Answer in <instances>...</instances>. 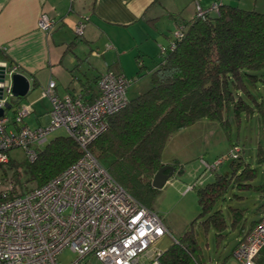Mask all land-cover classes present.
Here are the masks:
<instances>
[{
  "label": "trees",
  "instance_id": "16d2710c",
  "mask_svg": "<svg viewBox=\"0 0 264 264\" xmlns=\"http://www.w3.org/2000/svg\"><path fill=\"white\" fill-rule=\"evenodd\" d=\"M201 8L205 12L197 11L192 19L177 23L173 38L159 46L157 63L149 71L147 91L135 98H127L123 108L107 117V129L96 136L87 149L113 179L150 209L154 195L159 191L151 182L165 164L161 159L162 150L173 132L201 118L225 125L228 120L224 114L230 110L235 116L264 113L263 102L255 98L246 84H256L257 80L264 82V12L221 1L217 12L209 7ZM143 72L141 65L138 75ZM100 75L95 79L96 85ZM88 87L82 88L84 97ZM235 145L238 144H232V147ZM79 149L69 135L56 136L38 148L36 158L26 163L28 178L25 182L30 183L29 186L20 183V166L8 158L10 173L2 171L0 183L9 181L16 190L11 189L6 195H21L42 186L77 161L81 156ZM228 153L221 159L231 158L230 169L219 173L218 165L213 166L209 169L213 175L210 182L191 184L197 194L199 213L189 229L163 250L162 264H209L194 226L198 224L206 232L211 228L217 245H220L228 227L235 228L244 218V209L229 206L232 220L228 224L223 210L216 204L224 200L229 191L236 200L245 199L249 191L264 195V182L255 184L257 170L244 160L242 148L235 156ZM172 166L175 171L182 172L177 162ZM261 218L251 220L248 231L241 230L239 242ZM254 264H264V245Z\"/></svg>",
  "mask_w": 264,
  "mask_h": 264
},
{
  "label": "built area",
  "instance_id": "2783aa9c",
  "mask_svg": "<svg viewBox=\"0 0 264 264\" xmlns=\"http://www.w3.org/2000/svg\"><path fill=\"white\" fill-rule=\"evenodd\" d=\"M219 3L216 0L209 9L217 12ZM196 11L205 12L199 3ZM38 18V27L45 32L57 24L46 14ZM82 27V23L75 27L78 36ZM4 68L0 108L6 109L13 97L8 79L21 72L17 65L7 62ZM130 82L125 75L104 72L97 81V95L87 99L83 93L59 95L54 90L55 81L50 80L42 90L50 100L47 126L26 125L24 118L31 111L26 105L18 106L12 117L6 110L0 116V165L7 163V152L12 148L23 149L27 161H33L38 148L48 142V135L63 127L81 150L77 161L24 194L8 196L13 184L0 183L5 188L1 187L0 198V264H60L57 256L64 249L76 255L71 264H80L89 255L101 264H162L163 250L154 243L168 232L163 220L153 208L132 197L87 150L107 129V117L127 103ZM239 150L235 145L228 154L235 156ZM202 162L210 169L222 159ZM263 245L264 213L233 253L240 264H254Z\"/></svg>",
  "mask_w": 264,
  "mask_h": 264
},
{
  "label": "crops",
  "instance_id": "0c3cea01",
  "mask_svg": "<svg viewBox=\"0 0 264 264\" xmlns=\"http://www.w3.org/2000/svg\"><path fill=\"white\" fill-rule=\"evenodd\" d=\"M220 1L264 12V0ZM215 2L216 0H0V47L3 52H0V60L6 59L9 63L17 64L19 72L30 83L24 97L14 98V104L10 101L6 104V113L13 109L14 114L21 100L31 90L37 86L44 89L50 80L55 81L54 90L61 96L81 94L82 88L89 86L84 94L85 98L91 99L96 93L95 79L104 72L113 71L134 80L132 73L139 76L138 71L142 65L149 74L157 63L159 46L166 45L173 38L177 23L192 19L197 13V3L208 8ZM41 14L57 20L52 31L45 32L38 27V17ZM80 23L83 24V33L77 36L75 27ZM28 104L26 106L31 107L32 113L34 104ZM35 117L39 127V116ZM24 121L26 123V118ZM219 165H223V160ZM262 209L264 210L263 207ZM262 211L258 218L262 217ZM241 227L237 243L241 238L240 233L249 230V224ZM231 254L235 261L226 258L222 262L211 263L209 260V264H240L232 250ZM80 264L101 263L89 255L82 258Z\"/></svg>",
  "mask_w": 264,
  "mask_h": 264
},
{
  "label": "rangeland",
  "instance_id": "374dc122",
  "mask_svg": "<svg viewBox=\"0 0 264 264\" xmlns=\"http://www.w3.org/2000/svg\"><path fill=\"white\" fill-rule=\"evenodd\" d=\"M14 64V63H9ZM17 65V64H15ZM18 66V65H17ZM143 75L136 76L132 73L134 80L131 79L126 92L128 99L135 98L147 91L150 87V74L147 72ZM131 76L129 75V78ZM137 80H139L137 82ZM249 90L254 94L259 102H263L264 106V82L259 80L256 84L246 83ZM43 88L37 86L29 92V94L21 100L20 105H29L32 102L33 112L26 116V123L31 127L38 126L35 116H39L40 124L47 126L49 123L48 110H50V100L48 97L42 95ZM42 95V96H41ZM14 98H9L11 104H14ZM6 109H4L5 111ZM12 110L7 111L8 116L12 117ZM114 114V113H113ZM224 118L227 123L220 124L216 120H208L206 118L198 119L197 122L184 129L173 132L164 145L162 150L161 159L163 162L170 165L177 162L181 167L182 172L175 171V173L165 182L162 189L154 195L151 207L157 211L164 225L167 227L168 232L165 236L156 240L154 245L161 249L166 250L172 245L173 239H178L186 230L189 229L196 215L199 213V206L197 202V194L193 189L188 187L194 183H207L213 178L210 175V170L205 168L203 160L207 163L213 162L217 157L222 158L232 148V144H238L242 148L241 155L244 160L257 170L255 184L264 182V113H253L252 115L245 116L240 114L235 116L232 110L226 111ZM108 124V123H107ZM8 128H10L8 126ZM67 135L66 130L58 128L48 135V141L56 136ZM46 144V143H45ZM44 144V145H45ZM43 145V146H44ZM260 150V153H259ZM262 152V153H261ZM8 156L17 165L20 166L21 176L20 183L25 182L28 178L27 160L24 150L21 148H12L9 150ZM231 158L225 157L223 165L217 166L219 173H224L230 169ZM5 163L0 166V177L2 171L10 173L9 165ZM106 169V168H105ZM111 176V175H110ZM2 181L1 183L5 184ZM0 186L1 187L4 185ZM14 186V185H13ZM12 190H16L15 187ZM3 191V190H1ZM231 191L227 192L225 199L216 204L217 208L223 210L224 217L227 219L228 224L231 223L232 217L229 206L240 207L244 209V218L239 220L238 225L232 229L228 227L229 231L222 241L220 247L217 246L215 241V232L208 229V232L200 225L194 226L198 242L200 243L204 255L211 263L215 261L222 262L224 259L235 261L231 254V250L237 244L241 225L248 226L251 220L256 219L261 214L264 208V195L259 192L249 191L245 199L236 200L231 197ZM264 212V210L262 211ZM76 259L75 253L69 249H64L58 256L57 260L60 264H71ZM227 263V262H226Z\"/></svg>",
  "mask_w": 264,
  "mask_h": 264
},
{
  "label": "water",
  "instance_id": "95a60500",
  "mask_svg": "<svg viewBox=\"0 0 264 264\" xmlns=\"http://www.w3.org/2000/svg\"><path fill=\"white\" fill-rule=\"evenodd\" d=\"M6 66V61L0 60V80L1 82L5 79L4 67ZM11 83V92L13 97L19 98L24 97L29 90L30 83L29 79L22 73L14 74L10 79ZM0 90V98H1ZM4 113V109L0 108V116ZM158 172L154 175L151 184L156 189H162L165 185V182L175 173V168L170 164H163L161 168L157 170Z\"/></svg>",
  "mask_w": 264,
  "mask_h": 264
},
{
  "label": "bare ground",
  "instance_id": "6f19581e",
  "mask_svg": "<svg viewBox=\"0 0 264 264\" xmlns=\"http://www.w3.org/2000/svg\"><path fill=\"white\" fill-rule=\"evenodd\" d=\"M90 145V144H89Z\"/></svg>",
  "mask_w": 264,
  "mask_h": 264
}]
</instances>
